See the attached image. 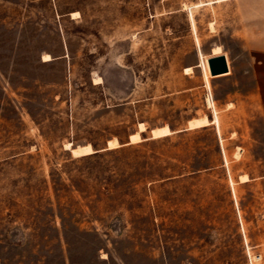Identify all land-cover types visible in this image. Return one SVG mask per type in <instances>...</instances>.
I'll return each mask as SVG.
<instances>
[{"label": "rangeland", "instance_id": "1", "mask_svg": "<svg viewBox=\"0 0 264 264\" xmlns=\"http://www.w3.org/2000/svg\"><path fill=\"white\" fill-rule=\"evenodd\" d=\"M0 264H264V0H0Z\"/></svg>", "mask_w": 264, "mask_h": 264}, {"label": "bare ground", "instance_id": "2", "mask_svg": "<svg viewBox=\"0 0 264 264\" xmlns=\"http://www.w3.org/2000/svg\"><path fill=\"white\" fill-rule=\"evenodd\" d=\"M222 51V46L221 45H217L215 46L214 48V52H213V55H217V54H221ZM210 58L211 57H207L205 60H204V67L206 69V71L209 73V74H212L211 73V67H210ZM45 60H48L50 59V55H45L44 57ZM187 70H192L193 67L192 66H188L186 67ZM228 73V72H227ZM209 104H212V101L209 99ZM219 117L217 115V110H215V117L213 119H210L208 116H201V117H198V118H195L193 121H191V126L193 127H196V126H204V125H207V124H210V123H218L219 122ZM141 128L142 130L145 129L144 127V124L141 123ZM173 131L171 130V128L169 126H164V127H160V128H156L154 129L153 131V137H160L162 135H167V134H170L172 133ZM142 134H140V132H137V133H134L132 134L131 136V140L132 141H140L142 139ZM71 145V144H69ZM71 147V146H70ZM114 147V146H113ZM93 150V147L91 144L89 145H85V146H79V148H77L75 150L76 153L78 152H90ZM242 180H248V176L247 175H243L242 177Z\"/></svg>", "mask_w": 264, "mask_h": 264}, {"label": "water", "instance_id": "3", "mask_svg": "<svg viewBox=\"0 0 264 264\" xmlns=\"http://www.w3.org/2000/svg\"><path fill=\"white\" fill-rule=\"evenodd\" d=\"M209 61L212 75H220L230 70L227 56L222 52L221 54L212 56Z\"/></svg>", "mask_w": 264, "mask_h": 264}, {"label": "trees", "instance_id": "4", "mask_svg": "<svg viewBox=\"0 0 264 264\" xmlns=\"http://www.w3.org/2000/svg\"><path fill=\"white\" fill-rule=\"evenodd\" d=\"M206 126V125H205ZM205 126H202V127H205Z\"/></svg>", "mask_w": 264, "mask_h": 264}]
</instances>
